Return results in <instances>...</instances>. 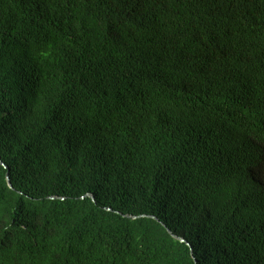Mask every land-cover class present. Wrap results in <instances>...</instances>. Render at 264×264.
I'll list each match as a JSON object with an SVG mask.
<instances>
[{
    "label": "trees",
    "instance_id": "trees-1",
    "mask_svg": "<svg viewBox=\"0 0 264 264\" xmlns=\"http://www.w3.org/2000/svg\"><path fill=\"white\" fill-rule=\"evenodd\" d=\"M0 160V264H264V0H0Z\"/></svg>",
    "mask_w": 264,
    "mask_h": 264
},
{
    "label": "water",
    "instance_id": "water-1",
    "mask_svg": "<svg viewBox=\"0 0 264 264\" xmlns=\"http://www.w3.org/2000/svg\"><path fill=\"white\" fill-rule=\"evenodd\" d=\"M0 163L6 168V165L1 160H0ZM7 181H8L9 186L11 187V183H10V179L8 175H7Z\"/></svg>",
    "mask_w": 264,
    "mask_h": 264
}]
</instances>
